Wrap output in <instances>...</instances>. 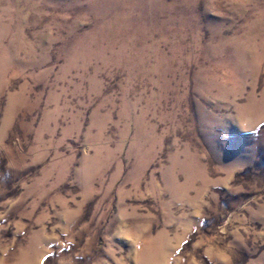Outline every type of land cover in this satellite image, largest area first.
Returning <instances> with one entry per match:
<instances>
[{"label":"rangeland","instance_id":"374dc122","mask_svg":"<svg viewBox=\"0 0 264 264\" xmlns=\"http://www.w3.org/2000/svg\"><path fill=\"white\" fill-rule=\"evenodd\" d=\"M0 264H264V0H0Z\"/></svg>","mask_w":264,"mask_h":264}]
</instances>
